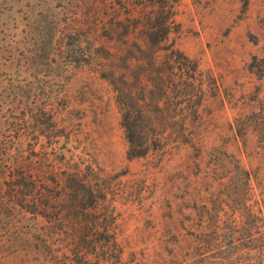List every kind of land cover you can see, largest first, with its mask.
I'll list each match as a JSON object with an SVG mask.
<instances>
[{
	"label": "rangeland",
	"instance_id": "obj_1",
	"mask_svg": "<svg viewBox=\"0 0 264 264\" xmlns=\"http://www.w3.org/2000/svg\"><path fill=\"white\" fill-rule=\"evenodd\" d=\"M170 1L167 42L189 56V103L164 116L189 121V143L127 158L114 93L98 72L99 61L110 66L105 26L130 1L0 0V264H189L192 233L214 222L195 206L232 157L252 183L264 178V0ZM49 161L74 169L77 191L92 196L74 197V185L48 171L13 177ZM34 203L47 204L46 218ZM47 220L62 238L80 235L87 256L72 262L58 244L43 247Z\"/></svg>",
	"mask_w": 264,
	"mask_h": 264
},
{
	"label": "trees",
	"instance_id": "obj_2",
	"mask_svg": "<svg viewBox=\"0 0 264 264\" xmlns=\"http://www.w3.org/2000/svg\"><path fill=\"white\" fill-rule=\"evenodd\" d=\"M124 1L128 0H118L117 4L121 6ZM129 1V7L122 15L117 8L113 9L114 16L105 26L109 29V40H101L99 44L104 48V58L110 66L105 68L99 61L101 69L98 73L114 93L126 141L125 154L127 158H133L151 150L162 152L174 144L189 143V121L185 118L170 120L164 116L171 106H179L184 100L189 103L186 98L189 95V56L167 42L172 1ZM111 32L118 35L114 37ZM135 33L139 38H134ZM196 66L192 61L193 71ZM145 78L151 82L148 88ZM232 162L233 169L224 177H218L219 185L215 191L211 190L208 201L195 206L207 210L214 222L209 226L199 224L192 233L193 254L189 264H264V178L259 177L252 183L250 171L234 157ZM28 169L31 174L18 173L13 177L34 180L38 172L48 171L54 176L55 184L69 180L75 187L74 197L80 195V199H88L92 196L89 188L77 191L76 186L80 184L75 180L79 176L74 169L60 173L52 161L43 170L34 166ZM17 184L18 181L14 185ZM46 196L57 199L61 195L49 193ZM34 204H41L39 215L46 218L42 212L47 204ZM50 223L47 220L38 229L43 247L58 244L64 252H72L75 256L72 262H78L76 258L81 255L87 256L89 251L78 249L80 235L62 238ZM110 251L112 260L119 262L122 250L114 237Z\"/></svg>",
	"mask_w": 264,
	"mask_h": 264
}]
</instances>
